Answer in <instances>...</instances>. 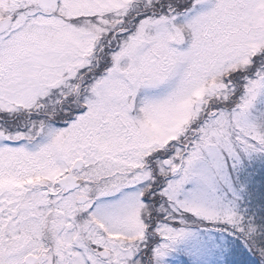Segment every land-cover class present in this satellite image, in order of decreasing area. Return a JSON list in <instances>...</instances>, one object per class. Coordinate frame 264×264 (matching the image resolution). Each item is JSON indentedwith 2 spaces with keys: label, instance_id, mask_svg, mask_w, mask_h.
Returning a JSON list of instances; mask_svg holds the SVG:
<instances>
[{
  "label": "snow or ice",
  "instance_id": "snow-or-ice-1",
  "mask_svg": "<svg viewBox=\"0 0 264 264\" xmlns=\"http://www.w3.org/2000/svg\"><path fill=\"white\" fill-rule=\"evenodd\" d=\"M0 264H264V0H0Z\"/></svg>",
  "mask_w": 264,
  "mask_h": 264
}]
</instances>
